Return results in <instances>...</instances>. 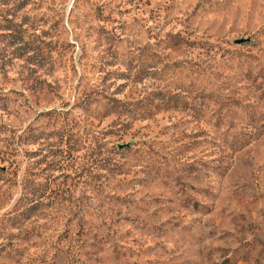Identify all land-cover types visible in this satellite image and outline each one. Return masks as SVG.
<instances>
[{
	"label": "rangeland",
	"instance_id": "obj_1",
	"mask_svg": "<svg viewBox=\"0 0 264 264\" xmlns=\"http://www.w3.org/2000/svg\"><path fill=\"white\" fill-rule=\"evenodd\" d=\"M70 248L264 264V0H0V264Z\"/></svg>",
	"mask_w": 264,
	"mask_h": 264
},
{
	"label": "trees",
	"instance_id": "obj_2",
	"mask_svg": "<svg viewBox=\"0 0 264 264\" xmlns=\"http://www.w3.org/2000/svg\"><path fill=\"white\" fill-rule=\"evenodd\" d=\"M66 254H67V264H79L82 256L80 251H76L70 248L66 251Z\"/></svg>",
	"mask_w": 264,
	"mask_h": 264
},
{
	"label": "water",
	"instance_id": "obj_3",
	"mask_svg": "<svg viewBox=\"0 0 264 264\" xmlns=\"http://www.w3.org/2000/svg\"><path fill=\"white\" fill-rule=\"evenodd\" d=\"M240 42H242V40H240Z\"/></svg>",
	"mask_w": 264,
	"mask_h": 264
}]
</instances>
